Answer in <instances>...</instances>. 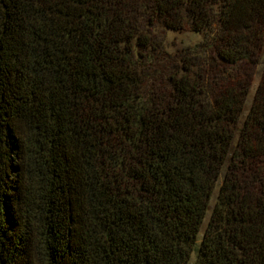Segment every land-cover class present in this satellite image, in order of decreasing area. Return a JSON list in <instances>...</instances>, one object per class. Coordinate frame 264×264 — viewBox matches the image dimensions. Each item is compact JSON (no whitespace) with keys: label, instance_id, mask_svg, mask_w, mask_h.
Instances as JSON below:
<instances>
[{"label":"trees","instance_id":"trees-1","mask_svg":"<svg viewBox=\"0 0 264 264\" xmlns=\"http://www.w3.org/2000/svg\"><path fill=\"white\" fill-rule=\"evenodd\" d=\"M263 45L264 0H0V264H264Z\"/></svg>","mask_w":264,"mask_h":264},{"label":"rangeland","instance_id":"rangeland-1","mask_svg":"<svg viewBox=\"0 0 264 264\" xmlns=\"http://www.w3.org/2000/svg\"><path fill=\"white\" fill-rule=\"evenodd\" d=\"M150 33H152L154 36H156L158 38H161L162 45H163L164 49L167 50L168 52H170L171 54H174L181 47H183L185 45L196 43L198 40L201 39V37L203 35L202 31H195V30H191L189 28H161L158 26L152 27L150 29ZM263 69H264V45L260 51L258 61L256 62L255 66H254V71H253V74L251 77V81H250V84L248 87V91H247L246 96L244 98L242 110H241V112L237 118V121H236V130H235L233 138H232V146L237 139L238 129L241 126L243 119L245 117V114H246V112L250 106L251 100L255 94V90H256L258 80L261 76ZM229 154H230V152L227 154V157H226L223 165L221 166L220 174H219V177L217 179L216 185L213 189L212 196L210 199V205L213 203V201L216 197V192H217L219 183H220L221 178H222L224 171L226 169L227 158H228ZM209 212H210V207L206 211V214H205L204 219L202 221V224L200 226V230L198 232L196 244L200 240L202 230L205 226ZM194 257H195V252L192 251L190 258L186 264H191L194 260Z\"/></svg>","mask_w":264,"mask_h":264}]
</instances>
